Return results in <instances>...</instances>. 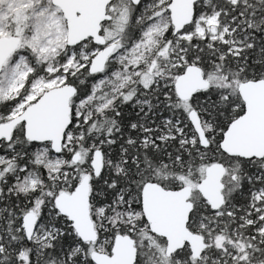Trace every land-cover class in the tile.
Wrapping results in <instances>:
<instances>
[{
  "label": "snow or ice",
  "instance_id": "obj_1",
  "mask_svg": "<svg viewBox=\"0 0 264 264\" xmlns=\"http://www.w3.org/2000/svg\"><path fill=\"white\" fill-rule=\"evenodd\" d=\"M0 264H264V0H0Z\"/></svg>",
  "mask_w": 264,
  "mask_h": 264
}]
</instances>
